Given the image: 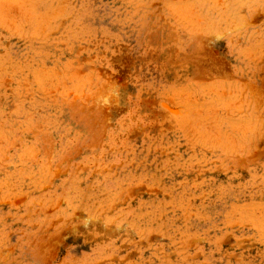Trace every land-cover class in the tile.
<instances>
[{
    "label": "rangeland",
    "instance_id": "obj_1",
    "mask_svg": "<svg viewBox=\"0 0 264 264\" xmlns=\"http://www.w3.org/2000/svg\"><path fill=\"white\" fill-rule=\"evenodd\" d=\"M0 264H264V0H0Z\"/></svg>",
    "mask_w": 264,
    "mask_h": 264
}]
</instances>
